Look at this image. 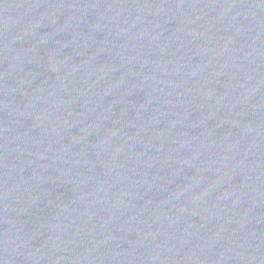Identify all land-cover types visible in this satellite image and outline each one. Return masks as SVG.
<instances>
[{"label": "water", "instance_id": "95a60500", "mask_svg": "<svg viewBox=\"0 0 264 264\" xmlns=\"http://www.w3.org/2000/svg\"><path fill=\"white\" fill-rule=\"evenodd\" d=\"M0 264H264V0H0Z\"/></svg>", "mask_w": 264, "mask_h": 264}]
</instances>
